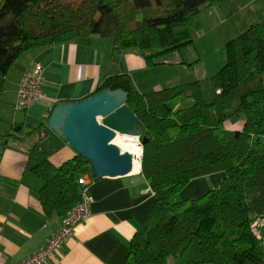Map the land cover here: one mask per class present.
<instances>
[{
    "label": "trees",
    "instance_id": "1",
    "mask_svg": "<svg viewBox=\"0 0 264 264\" xmlns=\"http://www.w3.org/2000/svg\"><path fill=\"white\" fill-rule=\"evenodd\" d=\"M222 1L2 0L0 98L27 52L80 38L109 39L116 55L165 64L158 59L191 43L186 28L201 9ZM224 62L205 81L142 93L129 75H117L94 94H128L145 140L140 174L156 198L124 264H264V242L251 229L264 216V20L227 43ZM40 144L28 152L43 182L39 202L46 217L63 219L82 200L79 180L97 178L79 155L55 166ZM216 173L225 175L219 188L175 199Z\"/></svg>",
    "mask_w": 264,
    "mask_h": 264
},
{
    "label": "crops",
    "instance_id": "2",
    "mask_svg": "<svg viewBox=\"0 0 264 264\" xmlns=\"http://www.w3.org/2000/svg\"><path fill=\"white\" fill-rule=\"evenodd\" d=\"M37 64L44 68L43 96L31 108L16 110L21 81ZM154 68L139 55L114 54L109 39L91 37L37 48L22 57L0 98V138L6 143L0 144V264L29 258L62 227L61 217L44 215L38 197L43 182L31 171L28 160L30 148L39 141L55 166L77 156L51 131L45 135L56 105L82 102L107 78L117 75H129L142 93L156 91L160 87L154 82L159 69ZM50 141L55 143L53 152L46 149ZM140 172L97 179L87 187L92 217L53 255L51 264L125 263L133 236L156 202L155 196L147 193L149 186ZM224 177L216 173L192 180L181 191L185 192L183 200L197 199L219 188ZM257 237L264 242V226Z\"/></svg>",
    "mask_w": 264,
    "mask_h": 264
},
{
    "label": "water",
    "instance_id": "3",
    "mask_svg": "<svg viewBox=\"0 0 264 264\" xmlns=\"http://www.w3.org/2000/svg\"><path fill=\"white\" fill-rule=\"evenodd\" d=\"M127 102L128 94L119 89L82 102L59 103L51 113L45 135L51 131L85 158L97 179L128 176L133 173L134 158L113 143L117 135L140 139L139 120ZM144 143L140 142L142 149Z\"/></svg>",
    "mask_w": 264,
    "mask_h": 264
},
{
    "label": "rangeland",
    "instance_id": "4",
    "mask_svg": "<svg viewBox=\"0 0 264 264\" xmlns=\"http://www.w3.org/2000/svg\"><path fill=\"white\" fill-rule=\"evenodd\" d=\"M263 20L264 0H224L203 7L186 28L191 43L158 59L157 62L165 63L154 68L159 69L154 81L159 82L158 90L212 78L225 64L227 43ZM50 142L46 149L53 152L55 143ZM184 195L180 192L175 199L183 201Z\"/></svg>",
    "mask_w": 264,
    "mask_h": 264
},
{
    "label": "built area",
    "instance_id": "5",
    "mask_svg": "<svg viewBox=\"0 0 264 264\" xmlns=\"http://www.w3.org/2000/svg\"><path fill=\"white\" fill-rule=\"evenodd\" d=\"M2 0H0V3ZM44 68L37 64L34 65L23 77L19 90L17 92V99L15 102V109L24 111L31 108L39 99L42 98L41 86L43 84ZM139 142L140 139L137 138ZM143 153V151H142ZM140 156V162H141ZM94 180L85 175L79 180V185L82 186V200L73 206L62 219V227L55 235H53L48 243L41 247L29 258L19 261L15 264H51V258L55 253L60 251L62 246L71 239L76 230L84 226L91 219L90 205L92 199L86 195L87 187ZM147 193L152 194V189L149 187ZM264 226V216L259 217L251 226L252 232L257 236L258 231Z\"/></svg>",
    "mask_w": 264,
    "mask_h": 264
},
{
    "label": "bare ground",
    "instance_id": "6",
    "mask_svg": "<svg viewBox=\"0 0 264 264\" xmlns=\"http://www.w3.org/2000/svg\"><path fill=\"white\" fill-rule=\"evenodd\" d=\"M113 143L117 145L123 152H128L133 156V173H138L141 168V162L139 159L142 154V147L140 145V142L134 137L117 135Z\"/></svg>",
    "mask_w": 264,
    "mask_h": 264
}]
</instances>
